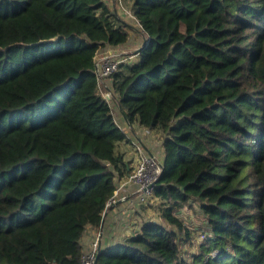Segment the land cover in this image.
Listing matches in <instances>:
<instances>
[{
  "label": "trees",
  "instance_id": "trees-1",
  "mask_svg": "<svg viewBox=\"0 0 264 264\" xmlns=\"http://www.w3.org/2000/svg\"><path fill=\"white\" fill-rule=\"evenodd\" d=\"M129 10L145 42L107 98L96 55L133 26L107 0H0V264H81L132 168L119 144L133 123L161 133L160 221L96 264H264V0ZM193 203L197 226L180 214Z\"/></svg>",
  "mask_w": 264,
  "mask_h": 264
},
{
  "label": "rangeland",
  "instance_id": "rangeland-1",
  "mask_svg": "<svg viewBox=\"0 0 264 264\" xmlns=\"http://www.w3.org/2000/svg\"><path fill=\"white\" fill-rule=\"evenodd\" d=\"M107 2L111 6L114 5L116 7V10L118 11V13H120L125 18L126 21H129L133 25L134 28H136V32H135V34H133L131 36V39H129L128 44H122V45L114 46V47L107 46L97 53L96 58L101 57V55L105 54V52L123 51L124 53H122V59H128V61H131L130 63H133V61H136L137 58H135V59H133L134 57L130 58L129 55L133 51L137 50L142 44L140 46H138L137 48H135V50H134L135 45L131 44V43H133L132 42L133 40H135V41L136 40L139 41L142 39L144 40L145 35H144L142 30L141 31L139 30L140 27H139L138 23L135 21V19L133 17H131V15L128 11L129 10L128 0H107ZM107 81L110 82L108 79L106 81L105 80L100 81V90H101L102 94L105 96H108L109 94L112 95V91L108 88ZM110 104L112 106L113 114H114L117 122L120 125H123V121L121 120V117H120L121 113L117 108L116 100L110 101ZM123 127H124V125H123ZM125 130L128 133V128H126ZM130 136L132 137V140L134 139V136H135V139L139 140L140 143L144 147L146 146L147 148H149V150L151 152H154L157 154L161 149V143H162L161 142L162 141L161 133L157 130L151 131L149 129H142L139 131L137 128L134 127V131H133V133L130 132ZM130 142H132V141H130ZM131 146H132V144H131ZM132 163L134 164L133 161H132ZM134 195L136 196V194H134ZM116 198H117V196L114 199H116ZM124 202H125V204H127L128 208L127 207L122 208L119 211L117 218L115 219V222H117L118 224L121 223V227L119 228L121 230L119 232V234L121 233V235L119 236V234H116V237L118 239L123 238L122 240H124V238L130 236L131 234H134L135 229H137L140 226V224L142 223V221H144V220L160 221V218L158 216V208H159L160 201H159L158 197L153 196L152 198H150L148 200L147 204L144 206H143V204H140L138 202L137 198L132 199L131 196H128L126 199H123L122 203H124ZM115 203H116V201L114 202V204ZM113 205H111V207ZM192 206H193L192 208L187 207V210H185V213H182V216L185 217L186 220L193 223L194 226H197V224L200 223L201 215L198 212L199 211L198 204L193 203ZM111 207H109V208H111ZM130 207H132L131 208L132 210H126V209H129ZM137 208L140 209V212H137L136 216L132 213L133 216L129 217L128 212H134L135 209L137 210ZM132 221H133V223L131 224ZM128 225L130 226V230L128 232H126L125 226H128ZM114 227H115L114 229H116V227H118V226L115 225ZM123 233L126 235H123ZM95 236H96V232L94 233V237ZM193 248L195 249L196 246L194 245Z\"/></svg>",
  "mask_w": 264,
  "mask_h": 264
},
{
  "label": "built area",
  "instance_id": "built-area-1",
  "mask_svg": "<svg viewBox=\"0 0 264 264\" xmlns=\"http://www.w3.org/2000/svg\"><path fill=\"white\" fill-rule=\"evenodd\" d=\"M128 11L131 17L135 18L130 12V10ZM144 42L145 38L142 44ZM122 53L124 52H105V54H102L101 57L95 58L96 73L99 83L100 81H106L107 79L110 81L109 76L117 70L119 63L125 60L122 59ZM132 54L133 53H131L129 57H131ZM109 83L110 82L107 81L108 88L110 89ZM110 96L112 95L109 94L105 97L109 98ZM161 149L156 154L154 152L147 151L139 140H132V153L134 154V164L132 163V168L129 174L124 179L123 184L134 187L133 191L136 194V198L140 204L146 205L148 200L154 196L153 188L163 169V162L160 158ZM127 197L128 196H123V199H126ZM115 201L116 200L113 196L107 202V208L111 207V205H113ZM185 210H187V206H183L180 209L181 216L182 213H185ZM184 219L185 221H187V223H190L188 220H186L185 217ZM100 238L101 231L97 230L96 236L91 240L89 246L83 249L81 256V264H96V255L100 250Z\"/></svg>",
  "mask_w": 264,
  "mask_h": 264
},
{
  "label": "crops",
  "instance_id": "crops-1",
  "mask_svg": "<svg viewBox=\"0 0 264 264\" xmlns=\"http://www.w3.org/2000/svg\"><path fill=\"white\" fill-rule=\"evenodd\" d=\"M129 2V6H130V3H131V0H128ZM114 6V5H113ZM111 6L112 9L114 10V12L122 19L125 20V18L120 14L118 13V11L116 10V7L114 6ZM136 32V28H134L133 26L131 27L130 29V38L131 39V36L133 34H135ZM140 41V42H139ZM133 40L131 44H134L135 47H134V50L135 48H137L138 46H140L143 42V39L142 40ZM128 44V42L126 43ZM132 56L130 58H137V54H136V50L132 52ZM125 62H131V61H128V59H125L124 60ZM133 61V60H132ZM134 127L137 128L139 131L142 130V129H148L146 127H143L141 125H139L138 123H133L132 125L128 126V136L130 137V140L132 139V137L130 136V132L133 133L134 131ZM151 131H154V129H149ZM147 151H150L149 148H147L146 146L144 147ZM119 150L120 152H122L124 154V156L129 159H133V156L134 154L132 153V146H131V142L130 141H125V142H122L119 144ZM116 190L114 191V198L117 196V198L115 199L116 200V203L111 207V208H105L104 212H103V216H102V224H100V227L98 228L99 231H101V238H100V247H104V246H111V245H115V244H118V243H121L123 242V238H117L116 237V234H119V232L121 231L119 228L121 227V223H117L115 222V219L117 218L118 216V213L119 211L122 209V208H125L127 207V204L122 203L123 201V196H131L132 199H136V196L134 195V187L133 186H129V185H124V178H121V179H118L117 182H116ZM128 208V207H127ZM132 207H130L129 209H126V210H132L131 209ZM137 212H140V209L138 208L137 210L135 209L134 212H128L129 214V217H132L133 214L136 216L137 215ZM133 213V214H132ZM120 217V216H119ZM122 220V219H121ZM117 223V224H116ZM133 223V221L131 222V224ZM118 226L116 227V229H114L115 227L114 226ZM126 227V232H128L130 230V226H125ZM139 228V227H138ZM96 228L94 227H90V226H87L86 229L84 230L81 238H80V243L82 245V248H87L92 240V238L94 237V233L96 232ZM123 230V229H122ZM136 231V229H135ZM125 232V233H126ZM121 235V233L119 234V236ZM123 235H126L123 233ZM117 238V239H116Z\"/></svg>",
  "mask_w": 264,
  "mask_h": 264
},
{
  "label": "water",
  "instance_id": "water-1",
  "mask_svg": "<svg viewBox=\"0 0 264 264\" xmlns=\"http://www.w3.org/2000/svg\"><path fill=\"white\" fill-rule=\"evenodd\" d=\"M143 45H144V44H142L138 49H141V48L143 47ZM138 49H137V50H138ZM101 224H102V220H101Z\"/></svg>",
  "mask_w": 264,
  "mask_h": 264
}]
</instances>
